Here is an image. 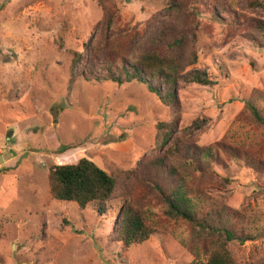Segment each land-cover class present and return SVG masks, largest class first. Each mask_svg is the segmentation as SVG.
Instances as JSON below:
<instances>
[{
	"label": "rangeland",
	"instance_id": "rangeland-1",
	"mask_svg": "<svg viewBox=\"0 0 264 264\" xmlns=\"http://www.w3.org/2000/svg\"><path fill=\"white\" fill-rule=\"evenodd\" d=\"M112 1L121 21L111 25V34L123 35L119 31L128 27L146 37L165 7V0ZM255 1L264 3L193 2L200 22L194 69L209 70L216 85L186 87L178 106L168 107L136 82L119 86L76 73L71 83L74 53L85 54L97 38L103 14L98 0H0V264H192L181 245L187 224L162 218L166 231L159 228L144 244L125 247L115 232L123 198L107 203L104 214L97 204L81 211L76 203L52 198L48 173L82 158L107 172L137 169L154 153L156 125L177 116L181 127L208 120L194 137L202 146L228 135L232 142L264 147V128L236 120L249 98H256L264 115L258 30L264 7ZM239 14L245 18L232 22ZM227 164L214 170L217 181L230 183L214 181L212 195L236 210L247 206V232L259 235L230 249L237 264L263 261L264 175ZM134 189L138 197L147 191Z\"/></svg>",
	"mask_w": 264,
	"mask_h": 264
},
{
	"label": "trees",
	"instance_id": "trees-1",
	"mask_svg": "<svg viewBox=\"0 0 264 264\" xmlns=\"http://www.w3.org/2000/svg\"><path fill=\"white\" fill-rule=\"evenodd\" d=\"M195 1L199 0H165L164 10L155 16L162 17L160 23L148 36L145 33L139 37L128 27L119 31L123 35L109 33L111 25L121 21V11L112 0H98L103 14L96 25L97 38L85 54L74 53L71 83L76 73L90 81H110L119 86L136 82L168 107L178 106L180 92L186 87L215 86L209 70L194 69L199 62L195 42L200 25L199 14L192 6ZM252 5L264 7L259 1ZM243 17L239 14L230 19L240 23ZM258 30L264 41V23L258 22ZM255 101H245L236 120L264 128V115ZM207 124V119L197 118L181 127L180 116L159 122L154 153L137 169L107 172L88 158L54 165L48 173L50 194L54 200L76 203L81 211L97 204L101 214L107 212L106 205L113 198H123L115 232L116 241L125 247L144 244L159 228L166 231L161 222L165 218L187 224L188 237L181 245L193 256L192 264H237L230 246L254 242L259 235L247 232V206L236 210L222 197L217 200L210 184L230 183L227 178L217 181L214 170L227 169V162L264 175V147L238 144L228 135L202 146L194 137ZM134 185L147 189L146 194L138 197ZM207 203L211 207L205 206ZM251 264H264V260Z\"/></svg>",
	"mask_w": 264,
	"mask_h": 264
}]
</instances>
